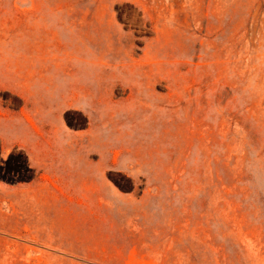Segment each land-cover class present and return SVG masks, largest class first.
<instances>
[{"label": "rangeland", "instance_id": "1", "mask_svg": "<svg viewBox=\"0 0 264 264\" xmlns=\"http://www.w3.org/2000/svg\"><path fill=\"white\" fill-rule=\"evenodd\" d=\"M0 264H264V0H0Z\"/></svg>", "mask_w": 264, "mask_h": 264}]
</instances>
